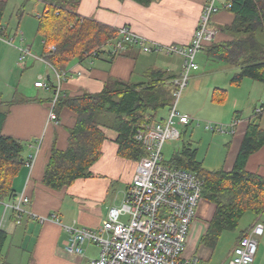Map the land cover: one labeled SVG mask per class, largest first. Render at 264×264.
Masks as SVG:
<instances>
[{"label": "crops", "instance_id": "0c3cea01", "mask_svg": "<svg viewBox=\"0 0 264 264\" xmlns=\"http://www.w3.org/2000/svg\"><path fill=\"white\" fill-rule=\"evenodd\" d=\"M0 1L7 4L10 0ZM23 1L13 0V4L17 7L24 3ZM205 1L152 0L149 4L142 5L134 0H80L77 13L114 29L127 26L132 32L144 37L150 45L155 42L186 44L190 41L198 25ZM229 1L216 0V5L220 9L211 20V25L218 31L216 42L228 41L231 38L228 33L219 31V27L230 24L233 19V15L225 7ZM29 2H36L35 7L42 2L44 7L42 0H28L26 3ZM35 27L37 28L36 25ZM18 35H20L19 40ZM8 36H12V38ZM4 38L11 39V44L0 39V65L4 61V68L1 65L0 70H7L5 63L7 64L9 59L11 63L22 65L21 67H26L27 62L31 61V66L34 63H41L50 70L38 58L42 55V51L40 54L33 53L32 43L25 44L23 33L18 34L15 30L12 33L7 30ZM15 39L17 43L13 45ZM39 39L42 46V39L40 37ZM17 47L30 48L34 56H27L20 63ZM121 51L112 60L103 56L87 60L84 63L75 61L70 63L67 67L70 76L63 82L62 94L76 95L82 92H99L109 78L129 80L133 83L143 82L146 81L145 72L150 68L173 74L174 77L181 71L182 59L180 56L143 52L136 46H126ZM223 64L217 67L224 70V79L221 84L215 83L216 85L211 87L207 101L214 107L212 108L214 113L225 112L224 117L216 114L215 120H219L222 124H229L234 118L237 119L233 133L226 134L231 140L226 141L228 155L224 165L220 167L228 171L233 166L247 124L253 120L254 109L264 105V84L249 78L242 79L237 85L231 84L229 80L238 69L232 64ZM78 71L80 74H77ZM196 71L192 73V76H196ZM39 76L51 80L49 73L45 72V75L38 73L34 82L39 79ZM240 87L241 89L245 87L244 93L239 92L238 95H232V92L241 91ZM35 88L42 89V87ZM214 88L226 90V96L220 104L211 101V93ZM44 89L53 93V89L47 86ZM14 93L6 99L2 98L1 93L0 96L2 100L9 101ZM231 97H233L232 101H230ZM23 98H27V100L9 108L2 125L3 134L27 142L23 153L25 163L13 182L15 196L4 202H13L22 193L29 199L27 208L31 212L38 216L48 217L55 214L58 222L46 220L40 223L36 219L22 216L20 223H17L12 211L4 209L3 203L0 201V230L4 231L7 236L0 264H88L91 258L98 256L99 248L95 245H87L83 255L67 253L64 249L67 233L63 230L62 225L75 223L80 227L97 229L106 218L109 208L116 206V203H121L129 181L124 183L122 189L119 188L118 183H121L120 179L126 170H133L137 161L123 158L117 154L118 146L114 141L116 133L106 128L104 130L106 139L102 143L101 156L90 167L92 176L77 179L61 190L48 188L42 183V177L50 148L53 142L60 149L66 148L67 129L74 125L75 114L63 108L56 120H49L52 96L29 95ZM165 116H158L157 112L155 120L163 119ZM258 122L264 129V111H262ZM29 157H32L33 160L31 167L26 164ZM245 168L250 172L264 176V144L249 155ZM107 179H109L108 183L103 185ZM203 200L199 202L196 216L190 227L185 256H197L201 264H209L211 251L200 245L199 241L206 230L207 222L213 215L214 205L212 208H208V204ZM102 206H105L104 210H102Z\"/></svg>", "mask_w": 264, "mask_h": 264}, {"label": "trees", "instance_id": "16d2710c", "mask_svg": "<svg viewBox=\"0 0 264 264\" xmlns=\"http://www.w3.org/2000/svg\"><path fill=\"white\" fill-rule=\"evenodd\" d=\"M27 1L18 8V19ZM42 1L44 7L37 16L36 33L42 39V55L55 70H64L74 61L84 63L103 56L112 60L122 52L112 54L105 49L109 40L117 38L116 29L80 16L77 13L80 0ZM134 1L147 5L152 0ZM228 3L227 10L233 19L230 24L219 27V31L228 33L231 38L223 42H216L215 38L203 44L201 51L208 58L237 67L229 80L231 84L237 85L244 78L264 84V0H230ZM5 5L0 1V37L7 34L1 22ZM50 46L54 47L53 51ZM145 76L146 81L138 83L109 78L99 92L64 95L55 101L56 116L63 108L68 109L75 114V123L67 129L66 148H58L55 142L50 148L42 177L45 186L61 190L77 179L91 177L90 167L101 156L106 128L116 133L114 141L119 156L138 161L144 155L141 144L134 139L137 128L156 121L155 114L169 108L174 90L170 83L173 74L150 68ZM225 96V89L214 88L211 101L220 104ZM26 100L17 98L15 93L9 101L0 96V201L15 196L13 182L25 163L23 153L27 144L3 134L2 125L9 108ZM261 113L253 112V120L247 124L233 166L228 171L204 168L190 143L174 152L168 161L163 159L165 164L193 171L203 180L201 198L214 205L213 215L199 241L210 249L209 260L221 234L235 230L244 213L256 216L264 213V176L245 168L249 155L264 144V129L258 122ZM256 222L260 221L241 229L236 240ZM6 237L0 230V259Z\"/></svg>", "mask_w": 264, "mask_h": 264}, {"label": "built area", "instance_id": "2783aa9c", "mask_svg": "<svg viewBox=\"0 0 264 264\" xmlns=\"http://www.w3.org/2000/svg\"><path fill=\"white\" fill-rule=\"evenodd\" d=\"M229 3L225 7H229ZM216 0H206L198 25L186 44H149L147 40L132 32L127 26L116 29L117 38L106 43L110 53L115 54L126 46H136L143 52L165 55H177L182 59L181 71L170 80L174 90L167 115L161 120L141 124L134 135L144 150V155L136 162L134 174L128 183L119 206L109 208L106 218L97 229L80 227L75 223L62 225L67 233L64 249L69 254L83 255L85 246L95 245L99 254L91 258L88 264H198L197 256H185L188 234L201 198L203 180L193 171L165 164L162 154L164 144L177 140L181 136L177 125H187L191 118L178 110L181 93L188 85L191 73L198 70L196 56L203 44L216 38L217 30L211 25V19L219 11ZM8 44L11 39L0 37ZM18 61L34 56L28 47H17ZM54 50L53 46L49 47ZM51 70L53 80L39 76L35 87L53 89L49 120H56L53 111L55 101L64 96L63 82L70 71L55 70L44 56L38 57ZM80 74V71L77 72ZM264 111L263 107L254 110ZM237 119L229 124L205 122L204 127L216 133H233ZM32 157L26 164L32 166ZM4 209H10L15 221L20 223L22 216L58 222L55 214L38 216L27 205L29 199L19 194L13 202H4ZM264 234V225L256 222L237 240L226 264H252L257 253L258 243Z\"/></svg>", "mask_w": 264, "mask_h": 264}, {"label": "rangeland", "instance_id": "374dc122", "mask_svg": "<svg viewBox=\"0 0 264 264\" xmlns=\"http://www.w3.org/2000/svg\"><path fill=\"white\" fill-rule=\"evenodd\" d=\"M21 5L22 3L16 7L13 4V0H10L5 5L1 16L2 25L7 28L8 32L13 33L15 30L18 34L20 32L23 33L25 37V44L32 43V52L40 54L42 46L40 44L39 36L36 33L35 25L37 26V15L38 12L40 14L43 10V4L40 2L39 6L35 7L37 5L36 2L26 3L23 14L21 15V18L18 19L16 12L19 10L18 8H20ZM18 36L19 40L20 35ZM10 38H12V36ZM33 40L34 42H32ZM16 43L17 40L15 39L13 45H16ZM105 49H109V46H105ZM196 62L199 66V69L196 71V76H192L191 73L188 85L181 93V97L178 101V110L181 113L187 114L191 118V121L185 126L180 124L177 125V128L182 134L181 137L177 140L167 141L163 146L162 154L164 160L168 161L174 152L181 149L186 143H190L191 147L197 150V159L202 161L204 168L209 170L218 169L224 165V161L228 155L226 141L231 140V138L226 135L227 133H216L206 130L204 124L205 122L221 123L219 120H215L216 116L219 115L224 117L225 115L224 111L214 113L212 110L214 107H212L207 101L208 95H210L211 87L216 85L215 83L218 85L219 83L221 84V81L224 79V70L217 67L218 65L224 64L223 62L206 57L202 51L197 54ZM31 64L32 62L29 61L27 62L26 67H21L22 65L14 62L11 63L10 59L7 64L5 63L7 70H0V93L2 98H10L14 92L17 98L29 95L53 97V93L48 90L44 88L37 89L33 86V82L38 73L45 75V72H48L51 80H53L51 71L47 69V67H44L41 63H34L33 66H31ZM1 65H3L4 68V61ZM244 88L245 87L241 89L240 87L241 91H237V93L232 92V95H238L239 92L244 93ZM232 99L233 97L230 98V101H232ZM167 111L168 108L158 111V116L167 115ZM135 167L132 171L126 170V172L122 175V178L120 179L121 183H118L119 188L122 189L126 181L130 182L134 174ZM108 180L109 179L105 180L103 185H106ZM113 183H111V186H113ZM200 201H202V199ZM203 201L208 204V208L213 207L212 203L206 200ZM120 204L121 203H116V206H119ZM104 209L105 206H102V210ZM257 218L264 225V213L260 216H256L251 212H246L241 217L238 227L235 230L224 231L219 238L209 264H226V256L230 249L234 246L239 231L247 228ZM198 264H201L200 260ZM254 264H264V236L258 243L257 255L255 257Z\"/></svg>", "mask_w": 264, "mask_h": 264}]
</instances>
